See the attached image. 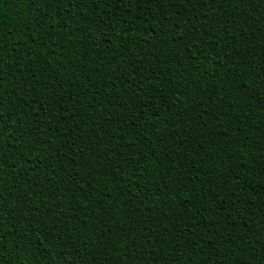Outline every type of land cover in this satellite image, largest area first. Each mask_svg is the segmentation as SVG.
Listing matches in <instances>:
<instances>
[{"label":"trees","instance_id":"1","mask_svg":"<svg viewBox=\"0 0 264 264\" xmlns=\"http://www.w3.org/2000/svg\"><path fill=\"white\" fill-rule=\"evenodd\" d=\"M0 264H264V0H0Z\"/></svg>","mask_w":264,"mask_h":264}]
</instances>
